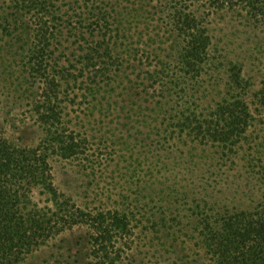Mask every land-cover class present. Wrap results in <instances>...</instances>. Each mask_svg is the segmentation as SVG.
Returning a JSON list of instances; mask_svg holds the SVG:
<instances>
[{
  "label": "trees",
  "instance_id": "1",
  "mask_svg": "<svg viewBox=\"0 0 264 264\" xmlns=\"http://www.w3.org/2000/svg\"><path fill=\"white\" fill-rule=\"evenodd\" d=\"M108 1L0 0V55L4 52L20 63L22 85H39L31 99L32 115L43 129L36 145H20L0 134V264L23 263L76 225L90 227L97 264H117L132 241L128 212L84 208L56 186L55 156L90 160L88 137L67 119L69 105H80L77 97L94 100L93 110L102 97L111 106L113 84L128 79L130 68H145L144 75L140 72L131 81L139 87L147 80L149 88L154 87L161 98L157 104L168 106L164 114L172 132L178 138L212 143L227 155L260 117L248 101L252 84L242 64H225L215 53L209 17L219 11L238 12L264 28V0H157L152 15L158 30L147 37L129 33L132 20L113 11ZM143 3L149 2L134 0L138 13H132L133 20L145 15ZM27 15L34 25L32 35L22 23ZM71 45L76 47L71 50ZM222 68L220 97L203 106L195 92L206 76L220 85ZM256 98L264 115V85ZM173 101L176 105L170 104ZM192 216L210 264H264V204L224 210L197 204ZM164 221L171 230L173 225Z\"/></svg>",
  "mask_w": 264,
  "mask_h": 264
},
{
  "label": "rangeland",
  "instance_id": "2",
  "mask_svg": "<svg viewBox=\"0 0 264 264\" xmlns=\"http://www.w3.org/2000/svg\"><path fill=\"white\" fill-rule=\"evenodd\" d=\"M108 2L113 11L132 20L129 33L147 37L158 30L159 23L152 15L156 12L154 6L159 5L157 0L143 3L146 9L141 20H133L132 13H138L133 9L134 0ZM22 23L32 35L30 15ZM130 24L126 22V26ZM209 27L215 53L225 59V64H242L244 76L252 84L248 101L260 116L230 154L212 143L201 144L187 136L178 138L165 119L168 106L157 104L161 98L154 87L149 88L147 80L139 87L131 81L140 72L144 75L142 67L135 71L130 68L128 79L113 84L116 90L111 106L103 97L95 101L94 110L90 98L77 97L80 105H69L67 119L88 137L90 160L55 156L51 160L55 183L84 208L119 209L131 215L132 241L124 247L123 258L117 264H210L194 228L192 208L207 203L218 210L264 204V115L258 110L256 98L264 85V28L232 11L211 14ZM2 53L0 134L20 145H36L43 129L32 115L31 99L39 85H22L20 63ZM224 68L220 85L214 83L215 77L206 76L200 92H195L203 106L220 97ZM164 219L173 225L171 230L165 229ZM90 233L89 226L76 225L42 245L21 264H97Z\"/></svg>",
  "mask_w": 264,
  "mask_h": 264
}]
</instances>
